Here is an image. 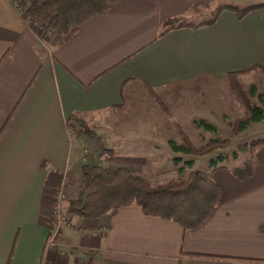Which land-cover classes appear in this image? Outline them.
Segmentation results:
<instances>
[{
  "label": "crops",
  "instance_id": "1",
  "mask_svg": "<svg viewBox=\"0 0 264 264\" xmlns=\"http://www.w3.org/2000/svg\"><path fill=\"white\" fill-rule=\"evenodd\" d=\"M222 3L264 0H123L68 35L42 33L14 0H0V264H264V148L245 179L213 171L220 201L194 229L136 204L83 218L55 196L65 183L75 197L82 167L100 159L137 172L148 162L133 156L130 134L112 136L114 155L102 159L98 140L71 116L89 121L119 108L134 86L199 101L230 73L264 75V7L158 37L166 21L206 23L198 10Z\"/></svg>",
  "mask_w": 264,
  "mask_h": 264
},
{
  "label": "trees",
  "instance_id": "2",
  "mask_svg": "<svg viewBox=\"0 0 264 264\" xmlns=\"http://www.w3.org/2000/svg\"><path fill=\"white\" fill-rule=\"evenodd\" d=\"M121 1L123 0H25L27 6L21 9V17L24 21L42 24L46 30H51L58 35H68L82 23L105 14ZM262 7L264 3L245 7L222 5L213 19L195 25L171 19L164 23L158 37L177 28L211 25L225 10L234 12L237 19L241 20L250 12ZM237 75L238 73H230L228 79L245 104L246 112L231 123L229 138L220 137L215 124L205 120H195L194 123L198 128H202L204 132H210L213 136L204 145H195L182 131L180 132L181 142L172 138L168 140L172 152L179 155L172 159L173 163L183 164L178 171L185 175L184 178L152 187L141 175L127 168L110 169L100 164L84 165L80 191L74 199L69 201L67 213L92 219L115 213L120 207L136 204L147 215L173 219L186 230L201 226L220 201V189L212 175L214 170L224 167L222 163L227 157L220 153L217 157L211 158L209 165L212 169L206 171L193 168L195 160H185L183 156L203 157L216 150L224 149L234 135L264 121V90L259 91L257 85L252 84L248 94L244 95ZM151 93L163 105L157 94L154 91ZM70 119L84 128L86 134L94 135L85 121L76 116H71ZM99 146L103 154H112V150L104 147L101 140H99ZM261 148H264V138L239 147L240 151L249 153L253 158ZM232 156L237 158L238 152H233ZM186 168H189L187 173H185ZM231 170L238 179H245L255 172V161L253 159Z\"/></svg>",
  "mask_w": 264,
  "mask_h": 264
},
{
  "label": "rangeland",
  "instance_id": "3",
  "mask_svg": "<svg viewBox=\"0 0 264 264\" xmlns=\"http://www.w3.org/2000/svg\"><path fill=\"white\" fill-rule=\"evenodd\" d=\"M20 2L24 5L22 0H20ZM222 5L235 4L222 3L218 6L213 5L211 8L199 9L198 11L201 13V16L196 18V20L207 21L213 19L219 7ZM236 6L245 7L248 6V4H236ZM249 75L250 74L246 73L243 79L241 78L242 74L237 75L244 95L248 94V89L252 84H256L259 91H263V72L257 70L252 76ZM228 82L213 84L211 87L209 86L204 90L202 94H196L198 97H201L199 101L187 98V95L184 94H182V96L180 95L184 97L181 100L180 97L174 99L175 94L173 93H170L166 99H161L157 95L163 105L156 100L149 89L145 90V88L141 86H134L132 88L133 91L127 95L124 103L119 108L112 109L107 113L105 112L98 116H94L89 121H85L89 129L93 131V136L86 134L85 129H82L85 135L96 138L98 144L99 140H101L104 147L107 149H109L108 147L114 139L112 136L115 134H120L121 136L132 135L134 145L133 156L142 154L146 155L148 159L142 171H132L141 175L152 187L178 181L185 176L178 171L179 167L183 164L175 165L173 163L172 158L175 154L169 149L167 140L172 138L177 142H181L180 132L182 131L189 136L195 145H204V143L213 136L210 132H204L202 128H198L194 123L195 120H205L215 124L219 130V136L222 138H229L231 135V123L245 114V104L238 96V93L232 88L230 80ZM198 103H201L202 106ZM217 112L219 113L218 115ZM225 112L228 114L224 115ZM128 127L133 128L134 131L132 133L123 131H118V133L112 131L114 129L124 130ZM261 138H264V121L234 135L226 148L216 150L207 156L196 157L193 168H203L206 171L211 170L212 167L209 165L210 159L217 157L220 153L227 157L226 161L222 163L225 167L234 169L242 166L246 162H251L253 159L255 160V158L249 153L240 151L239 147L244 144H250L252 141ZM100 150L102 151V159L104 160L114 155L112 149V154H103L102 148H100ZM235 151L238 152L237 158H233L232 156ZM188 157L189 156H185V158ZM99 162L101 166L107 167L101 164V159ZM118 168L126 167L110 169ZM188 171L189 168H186L185 173ZM74 198L75 197L68 195L69 201Z\"/></svg>",
  "mask_w": 264,
  "mask_h": 264
},
{
  "label": "built area",
  "instance_id": "4",
  "mask_svg": "<svg viewBox=\"0 0 264 264\" xmlns=\"http://www.w3.org/2000/svg\"><path fill=\"white\" fill-rule=\"evenodd\" d=\"M14 2H15V5L20 8V10L23 8V5L21 4L20 0H14ZM34 24L37 25L41 29L42 33L43 32L44 33L47 32V30L44 28V26L42 24H36V23H34ZM64 184L65 183H62L59 186V188L56 190V195L55 196H56V200L58 202V206H60V202L66 200V199L68 200V195H67V193L65 191Z\"/></svg>",
  "mask_w": 264,
  "mask_h": 264
}]
</instances>
